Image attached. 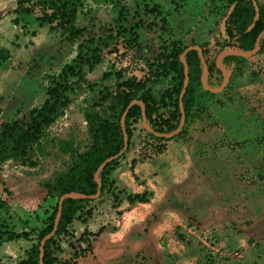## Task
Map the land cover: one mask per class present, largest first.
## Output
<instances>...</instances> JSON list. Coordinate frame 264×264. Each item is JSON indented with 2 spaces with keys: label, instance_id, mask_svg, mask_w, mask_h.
Returning <instances> with one entry per match:
<instances>
[{
  "label": "crops",
  "instance_id": "1",
  "mask_svg": "<svg viewBox=\"0 0 264 264\" xmlns=\"http://www.w3.org/2000/svg\"><path fill=\"white\" fill-rule=\"evenodd\" d=\"M251 59L262 77L198 97L177 137L149 141L132 125L110 192L72 223L68 242L89 245L75 264H218L229 251L240 255L226 264H264V54Z\"/></svg>",
  "mask_w": 264,
  "mask_h": 264
},
{
  "label": "trees",
  "instance_id": "2",
  "mask_svg": "<svg viewBox=\"0 0 264 264\" xmlns=\"http://www.w3.org/2000/svg\"><path fill=\"white\" fill-rule=\"evenodd\" d=\"M102 1L117 6L125 0ZM222 1L225 8L219 24L228 8L232 6V9L221 31L217 30V53L222 51L250 52L256 37L264 31V5L256 0ZM35 7L40 15L32 17L33 22L39 27L46 26L49 31L59 33L69 42H77L76 54L70 64L64 65L57 77L49 81L44 93L45 98L38 107L30 109L19 119L0 123V166L7 162L28 168L36 166L37 144L44 131L68 106V95L73 91V87H78L85 82L83 69L90 72L100 62L102 52L109 47L108 42L110 43L114 38L107 35L106 41H102L99 37L95 38V36L89 35L84 28H77L75 26L76 7L73 0H17L13 9L15 15L12 20L13 25H18L20 21H23V18L31 17ZM143 7L145 14L159 17L160 21L164 23L156 7ZM120 29V33H114L116 37H123L124 34L129 33L121 25ZM108 33H111V30ZM121 41L124 42L123 45H126L127 49L146 51L140 49L137 36L133 33L130 40L121 38ZM193 46L196 45L189 44L183 47L172 45L168 48H159L158 53L151 54V58L144 61L145 70L142 77L121 80L120 76L117 75L112 88L104 87L98 92L96 102L91 104L90 109L83 111L89 143L82 152L78 153L75 148H72L71 142H59V151L71 156L73 162L63 174L56 176L53 183L41 184V189L44 192L41 203L32 209L22 221V227L27 229V232L23 230L18 233L13 232L10 224L2 218V213L7 211V200L2 197V193H5L6 190L3 189L0 181V244L18 239H30L33 242L14 264L39 263V242L52 230L57 202L62 195L75 193L91 197L95 194L97 186L93 181V174L101 162L121 150L123 137L119 122L121 114L130 102L136 103L128 108L124 117L123 130L127 138V146L123 154L129 145L132 125L140 122L141 114L138 102L143 106L145 123L152 132L165 135L176 129L179 123L178 96L184 79L183 66L179 61L180 55H182L183 63L187 68L188 77L180 102L184 122L194 105V97L197 91H202L205 96H212V94L203 91L200 86L199 77L202 73V65L196 52L193 50L184 52L188 47ZM113 47L111 46V48ZM197 47L206 65L205 85L208 88L213 87L215 82H221L222 79L215 66V57H210L207 50L202 46ZM257 54H264V35L258 41L255 55ZM9 57L7 50L0 49V62L7 61ZM242 61H244L243 58L236 56H224L221 59V67L226 72L228 81H230L231 76L236 74V65ZM108 76V74L103 73L99 80L104 81ZM168 77L170 88L167 87L155 94L147 87L149 84L153 85L160 79ZM102 105H105V110L109 111V118L105 116L104 112L100 114L91 110ZM146 135L158 141H168L179 134L169 139L156 138L148 133ZM121 156L106 164L99 171L97 179L100 182V188L96 199L65 198L61 201L55 232L42 247L41 264H75V259L84 256L89 251L88 244L85 245V249L75 247L69 259L60 261L57 256L53 255L52 246L57 247L54 243L57 237L71 239L72 234L69 227L72 223L74 221L84 223L91 214V209L87 208L88 205L110 192V174L117 166ZM127 199L129 201H144L143 196ZM87 235L83 231L77 241L86 242ZM76 250L78 253H75Z\"/></svg>",
  "mask_w": 264,
  "mask_h": 264
},
{
  "label": "rangeland",
  "instance_id": "3",
  "mask_svg": "<svg viewBox=\"0 0 264 264\" xmlns=\"http://www.w3.org/2000/svg\"><path fill=\"white\" fill-rule=\"evenodd\" d=\"M16 1L0 0V49L7 50L10 56L7 61L0 62V123L19 119L30 109L38 107L45 98L44 93L49 81L55 79L62 67L70 64L76 54L77 42H69L59 33L49 31L46 26L39 27L33 22L32 17L40 15L36 7L31 17L23 18L18 25H13ZM256 1L264 3V0ZM73 2L76 7L77 28H84L89 35L99 37L102 41H106L107 35L114 38L108 42L109 47L102 52L100 62L90 72L83 69L86 83L73 87V91L68 95V106L44 131L37 144L36 166L28 168L11 162L0 166V181L6 190L2 197L7 200V211L2 213V218L10 224L11 230L15 233L21 230L27 232V229L22 227V221L41 203L44 196L41 184L53 183L56 176L63 174L73 162L71 156L59 151V142H71L72 148L78 153L86 148L89 140L83 111L90 109L91 104L96 102L98 92L102 88H112L117 75L121 80L142 77L145 70L144 61L151 58V54H156L168 46L183 47L189 44L202 46L208 55L215 59L220 53H217L216 43L220 18L225 8L222 0H125L117 6L102 0ZM143 6L156 7L164 23L159 17L145 14ZM120 25L129 33L123 37H116L114 33L121 32ZM109 30L111 33H108ZM132 33L137 36V43L140 49L146 50L145 52L127 49L126 45H123L121 38L130 40ZM252 57L236 65V74L231 76L230 81H227L220 92L216 93L219 97H226L221 95L225 94V90L228 94L240 84L251 83L262 77L260 68L257 66L253 68L255 62L251 61ZM103 73L109 76L106 80L100 81ZM220 84L221 82H215L210 88L214 89ZM147 87L155 94L167 87L170 88L169 77ZM248 93L250 92H246L247 96L243 94V97L255 101L262 99L260 96L257 97V94ZM213 95L215 94L205 96L202 91H197L194 98L196 100L203 97L211 100L215 98ZM91 110L100 114L104 112L108 118L110 116L109 111L105 110V105ZM190 116L191 113L187 119ZM141 130L143 132L141 134L147 136L142 128ZM147 137L149 141L152 139ZM72 228L73 225L69 227L71 233ZM69 239L57 237L54 241L57 247L52 246L53 255L60 260L62 257L71 256L72 252L68 248L75 249L72 242L67 243ZM61 242L65 244L63 247ZM32 243L30 239L1 243L0 264L16 263ZM207 255V252H202L201 259H206ZM239 255L237 251H229L216 261L218 264H226L229 260L235 258L238 260Z\"/></svg>",
  "mask_w": 264,
  "mask_h": 264
},
{
  "label": "water",
  "instance_id": "4",
  "mask_svg": "<svg viewBox=\"0 0 264 264\" xmlns=\"http://www.w3.org/2000/svg\"><path fill=\"white\" fill-rule=\"evenodd\" d=\"M232 9V6L228 8L225 16L223 17V19L221 20V23H220V26H219V30L221 31L223 25H224V22L226 21L227 17L229 16L230 14V11ZM262 35H264V31H262L255 39L254 43H253V47H252V50L250 52H247V53H234V52H228V51H222L218 54V56L216 57L215 59V66L216 68L218 69V71L220 72V75L222 77V81H221V84L219 86H217L216 88L214 89H211V88H208L206 85H205V75H206V65L204 64L202 58H201V53H200V50L197 46H193V47H188L184 52L186 51H189V50H193L196 52L197 54V57L199 59V62L200 64L202 65V73L199 77V83H200V86L202 88L203 91L205 92H208V93H212V94H216L218 92H220L224 86L227 84V81H228V77H227V74L226 72L223 70V68L221 67V64H220V61L221 59L224 57V56H236V57H239V58H243V59H247V58H250L252 57L253 55L256 54V51H257V45H258V41L259 39L262 37ZM179 61L181 62L182 66H183V70H184V79H183V82H182V86H181V91H180V94L178 96V110H179V123H178V126L176 127V129L174 131H172L171 133L169 134H165V135H159V134H156L154 132L151 131V129L146 125L145 123V118H144V113H143V106L141 105V103H137L139 105V108H140V125H141V128L148 134H151L152 136L156 137V138H162V139H169V138H172L174 137L175 135H177L182 126L184 125V116L181 112V109H180V102H181V98L184 94V91H185V88H186V85H187V81H188V77H187V68L186 66L184 65L183 63V59H182V55L179 56ZM136 102L132 101L130 102L127 107L125 108V110L123 111V113L121 114V117H120V122H119V125H120V129H121V132H122V137H123V145H122V148L121 150L116 153L114 156L112 157H109L107 158L106 160H104L103 162H101L99 164V166L96 168L94 174H93V181L95 182L96 186H97V189H96V192L93 196L91 197H85V196H82V195H79V194H75V193H70V194H64L62 195L58 202H57V211H56V216H55V221H54V224H53V227H52V230L51 232L46 235L45 237H43L40 242H39V246H38V252H39V263L38 264H41V257H42V254H41V251H42V247L44 245V243L50 238L53 236L54 232H55V228H56V223L59 219V214H60V205H61V201L65 198H74V199H85V198H90V199H96L99 195V188H100V182L98 181L97 179V176H98V173L99 171L108 163H110L112 160H115L117 158H119L124 150L126 149V144H127V138H126V135L124 133V130H123V121H124V117H125V114H126V111L128 110V108L134 104Z\"/></svg>",
  "mask_w": 264,
  "mask_h": 264
}]
</instances>
